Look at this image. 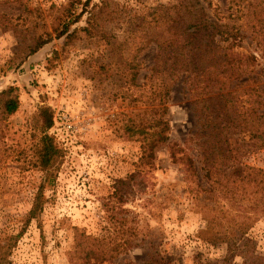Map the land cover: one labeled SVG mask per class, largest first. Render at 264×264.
Here are the masks:
<instances>
[{"label":"rangeland","instance_id":"obj_1","mask_svg":"<svg viewBox=\"0 0 264 264\" xmlns=\"http://www.w3.org/2000/svg\"><path fill=\"white\" fill-rule=\"evenodd\" d=\"M86 1L0 0L8 26H0V91L15 88L19 101L14 114L0 117V238L20 230L42 182L34 163L41 109L51 114L47 133L61 149L60 163L49 183L45 181L42 211L17 239L8 264H73L81 234L103 237L110 244L130 240L132 247L103 264H224L226 246H211L198 237L206 210L196 200L206 198L216 213L224 204L232 215L251 206L246 199L239 206L232 201V206L221 196L199 193L207 186L204 161L214 159L222 171L237 175L246 166L264 169V151L246 136L223 130L226 118L218 92L205 100L191 98L180 79L167 103L169 139L149 163L140 161L139 143L123 133L126 119L139 111L132 101L137 87L124 85L115 74V57L103 43L80 33L69 41L55 37L62 7L72 5L78 13ZM99 1L89 0L87 10ZM116 1L144 12L175 7L179 0ZM209 1L222 10L226 4ZM201 3L210 14L208 1ZM84 25L85 16L71 30ZM38 40L47 41L34 49ZM155 56L153 44L138 54L137 84L146 81ZM253 77L264 89V59H258ZM169 143H178L192 156L198 182L187 179L183 165L172 161ZM259 216L245 238L264 257V217ZM233 252L234 263L243 264L239 250Z\"/></svg>","mask_w":264,"mask_h":264},{"label":"trees","instance_id":"obj_2","mask_svg":"<svg viewBox=\"0 0 264 264\" xmlns=\"http://www.w3.org/2000/svg\"><path fill=\"white\" fill-rule=\"evenodd\" d=\"M202 1H208L210 14L201 5ZM88 5L89 0L83 3L86 8L78 13L72 5L63 6L55 37L69 41L80 33L87 39L103 43L115 57L112 65L115 74H120L124 85L129 82L137 87L138 95L132 101L138 103L139 111L126 119L123 133L139 143L140 161L146 159L149 163L156 148L169 139L167 103L173 84L180 79L191 98L205 100L206 95L218 92L216 98H220L221 112L226 118L223 130L246 136L256 149L264 151V89L253 77L258 59H264V0H226L223 10L209 0H179L175 7L156 6L144 12L120 6L116 0H100L87 10ZM170 9L175 13L170 14ZM83 16L85 25L71 30ZM6 18L0 13V26L4 29L8 28L4 25ZM46 41L38 40L34 49ZM150 44L156 49L154 64L149 74L144 75L146 81L137 84L139 64L136 59ZM15 91L13 87L0 91L1 118L17 111L19 101ZM39 113L43 122L34 163L43 174L42 182L33 195L23 226L15 235L6 234L0 238V264H8L17 239L41 213L45 181L60 163L61 149L47 133L53 123L52 116L47 109ZM168 150L172 161L183 165L187 179L198 182L192 156L178 143H169ZM213 160L206 158L204 161L203 178L207 186L196 192L221 196L232 206V201L239 206V202L246 199L251 207L247 212L238 209L239 215H232L223 204L216 213L207 204L209 200L195 199L196 204H202L206 210L203 212L204 227L198 237L211 246H226L229 255L224 258V264H236L233 260L235 250H239L243 264H264V257L255 254L254 244L245 238L256 217H264V169L246 166L242 173L230 175ZM76 244L73 264H103L131 246L127 239L110 244L103 237L85 234L77 236ZM236 244L239 245L236 247Z\"/></svg>","mask_w":264,"mask_h":264}]
</instances>
